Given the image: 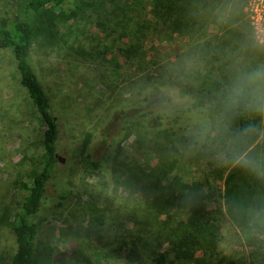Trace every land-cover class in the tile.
<instances>
[{"label": "trees", "instance_id": "16d2710c", "mask_svg": "<svg viewBox=\"0 0 264 264\" xmlns=\"http://www.w3.org/2000/svg\"><path fill=\"white\" fill-rule=\"evenodd\" d=\"M64 1L8 0L0 14V51L12 53L19 83L45 127L41 170L30 183L19 185L27 195L10 221L15 237L11 264H59L65 259L103 264L116 256L122 264H231L234 260L221 248L228 227L242 248L252 250L251 264L264 263V224L255 219L257 212H264V179L236 166L225 146L227 138L203 137L200 144L196 136L180 135L178 145L168 141L167 132L160 128L164 122L168 126L176 120L166 113L154 118L156 163L137 166L121 160L116 150H109L107 161L102 162L88 152V140L83 143L81 155L103 179L99 184L106 182L110 171L124 191L115 189L111 196L104 183L103 205L88 202L73 211L74 218L88 216V221L85 228H79L84 236L76 232L71 240L75 248L69 257L40 248L42 222L33 218L41 210L60 161L61 131L52 99L32 64V52L39 36L53 34L51 23L76 16L50 8ZM113 1L115 13L104 30L107 49L124 59L133 76L157 71L163 85L181 84V98L191 100L185 111L199 120L200 109L229 78L230 57L251 34L248 0ZM227 6L232 11L225 17L222 11ZM248 59L251 64L264 62V55L251 54ZM151 107L161 111L163 101L153 100ZM250 122L241 118L234 127ZM190 147L195 148L191 156L181 152ZM116 156L119 161L113 163ZM92 253L97 255L96 261Z\"/></svg>", "mask_w": 264, "mask_h": 264}, {"label": "rangeland", "instance_id": "374dc122", "mask_svg": "<svg viewBox=\"0 0 264 264\" xmlns=\"http://www.w3.org/2000/svg\"><path fill=\"white\" fill-rule=\"evenodd\" d=\"M7 1L0 0V14ZM246 7L252 25L264 17V0H248ZM50 8L58 13L74 12L76 16L51 23L53 34L39 36L32 52V64L52 99L61 131L60 161L33 221L42 222L40 248L44 252L58 250L69 257L75 248L71 240L76 232L84 236L85 232L79 228H85L88 221V216L74 218L73 211L88 202L103 205L104 183L108 184L111 196L115 189L119 193L124 191L110 171L106 182L99 184L103 179L91 171L81 155L85 141L88 140V152L96 160L105 162L111 154L109 150H116L121 160L146 166L158 161L152 151L157 149L152 144L157 135L154 118L158 115L166 113L176 120L168 126L164 122L160 128L167 132V140L176 145L180 135L196 136L200 144L203 137L198 131L199 120L191 119L185 111L191 100L181 98V84L168 85L169 89L157 77V71L133 76L124 59L107 49L104 30L110 27L115 13L113 0H65L62 4H51ZM29 20L33 21L32 15ZM158 98L163 101L161 111L151 107ZM179 115L183 117L177 118ZM44 131L36 107L19 83L12 53L0 51V264H11L15 253L10 221L27 195L19 185L30 183L41 170ZM194 149L181 148V152L191 156ZM115 158L113 163L119 161ZM191 171L195 172V167ZM231 228L224 232L223 252L234 260L231 264H241L244 258L246 264H251L252 250L241 247ZM92 257L97 260L94 253ZM116 257L102 263L122 264ZM59 264L76 263L65 259Z\"/></svg>", "mask_w": 264, "mask_h": 264}, {"label": "clouds", "instance_id": "9594fccd", "mask_svg": "<svg viewBox=\"0 0 264 264\" xmlns=\"http://www.w3.org/2000/svg\"><path fill=\"white\" fill-rule=\"evenodd\" d=\"M231 11L227 6L222 15L227 17ZM251 54L264 55V17L230 57L229 78L200 109L198 131L202 137L227 138L225 146L236 166L264 179V147L257 150L264 145V62L249 63ZM188 68H193L191 61ZM241 118L252 122L234 127ZM255 219L264 224V212H257Z\"/></svg>", "mask_w": 264, "mask_h": 264}, {"label": "built area", "instance_id": "2783aa9c", "mask_svg": "<svg viewBox=\"0 0 264 264\" xmlns=\"http://www.w3.org/2000/svg\"><path fill=\"white\" fill-rule=\"evenodd\" d=\"M253 18V17H252ZM255 24V23H254Z\"/></svg>", "mask_w": 264, "mask_h": 264}]
</instances>
